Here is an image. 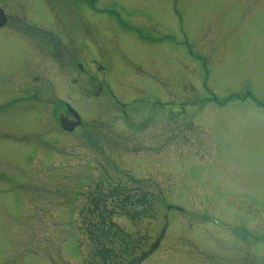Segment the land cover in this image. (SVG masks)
Returning <instances> with one entry per match:
<instances>
[{
	"label": "rangeland",
	"instance_id": "rangeland-1",
	"mask_svg": "<svg viewBox=\"0 0 264 264\" xmlns=\"http://www.w3.org/2000/svg\"><path fill=\"white\" fill-rule=\"evenodd\" d=\"M0 7V258L63 264L92 219L156 247L145 264H264V0ZM30 22L58 48L31 54Z\"/></svg>",
	"mask_w": 264,
	"mask_h": 264
},
{
	"label": "flooded vegetation",
	"instance_id": "flooded-vegetation-1",
	"mask_svg": "<svg viewBox=\"0 0 264 264\" xmlns=\"http://www.w3.org/2000/svg\"><path fill=\"white\" fill-rule=\"evenodd\" d=\"M86 1V3L91 0H83ZM95 1V0H92ZM5 15H6V20L3 24V27H5V25L8 23L9 20V15H7L6 11L4 10ZM111 12H115L114 10H110L108 11V13ZM115 14L118 16V13L115 12ZM31 23L26 24L25 26H23L21 29H23L25 32H27V34H30L32 37L27 38V37H23V42L27 43L30 50H28L31 54L33 53V51L37 48V46L39 47V51H44V52H48L46 50L45 47H43L44 43L46 42H52L51 44L53 45L51 50L56 49V47L58 48V44H56L55 42L59 43L57 39V36L55 35L54 31L52 29H50V27H41L38 26L35 22H33L36 27H32ZM34 28V29H32ZM40 34H44V35H40ZM22 39V37H21ZM161 40V39H160ZM159 40V41H160ZM43 45V46H41ZM64 49V48H63ZM72 50L69 51V49L67 50V48L64 51L65 56H67V58H71V56H73V48H71ZM49 50V53L46 54H50L51 51ZM77 66L79 68V70L83 71V65L78 62ZM39 77V76H38ZM34 79H37V76L34 75ZM35 86V85H34ZM34 86H28L26 89L29 90V92H32L33 94H30L27 97H30L31 99L33 98L34 100H36V91H35V87ZM35 96V97H34ZM26 98V96L24 97ZM120 104H124V103H120ZM134 104V103H132ZM34 105V104H33ZM68 105L67 103H64V107L63 109H61L59 112L57 110L54 111L55 115H61V117L67 119L68 122L72 123L73 120H71V113H69L68 110ZM123 114H127L126 111H123ZM75 129V128H74ZM101 183V182H100ZM99 183V184H100ZM97 184L98 188L100 187H104L105 182H102V184ZM100 196V201L98 202H102L103 204V208L104 210H108V206L107 205V200L105 198L106 196V192L105 191H100L99 194ZM98 199V200H99ZM96 205V204H95ZM95 209L97 210L98 208L95 206ZM102 213V212H101ZM154 247V246H153ZM156 251V247L154 248H149L148 250H144L143 248H78L77 252L74 253V255L72 254H68L66 255V260H63V264H145L144 261L151 257ZM7 252H10V250H7L3 253H1V258H0V264H12L13 262H9V260H5V258H7ZM242 252V251H241ZM57 251H53L50 252V254H46L45 256L47 257V260L45 259H41L39 257H36L37 260H40L39 262L41 264H58L59 262H57L56 255ZM66 253V252H65ZM81 255V256H79ZM45 257V258H46ZM80 257L81 259L76 260L75 258ZM242 257H244V254L242 252ZM36 262V260H35ZM34 262V264H35ZM244 264H247V261H243ZM242 262V264H243ZM229 264H232L230 262H228ZM13 264H19L17 262L13 263ZM238 264V262H237Z\"/></svg>",
	"mask_w": 264,
	"mask_h": 264
},
{
	"label": "trees",
	"instance_id": "trees-1",
	"mask_svg": "<svg viewBox=\"0 0 264 264\" xmlns=\"http://www.w3.org/2000/svg\"><path fill=\"white\" fill-rule=\"evenodd\" d=\"M90 220L92 219H89L88 231L89 233H96L95 238L97 239L94 242L97 244V248H141V245H143V239L145 238L134 236L124 228L113 229V221L111 220L103 221V226L99 221L93 222Z\"/></svg>",
	"mask_w": 264,
	"mask_h": 264
},
{
	"label": "water",
	"instance_id": "water-1",
	"mask_svg": "<svg viewBox=\"0 0 264 264\" xmlns=\"http://www.w3.org/2000/svg\"><path fill=\"white\" fill-rule=\"evenodd\" d=\"M6 20V15L4 10L0 8V27L3 26L4 22ZM70 112L74 115V120L72 123L68 122L67 119L60 117L59 121L62 127L66 130H72L75 126H77L80 122V116L77 114L76 111H74L72 108H69Z\"/></svg>",
	"mask_w": 264,
	"mask_h": 264
}]
</instances>
